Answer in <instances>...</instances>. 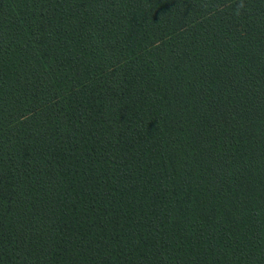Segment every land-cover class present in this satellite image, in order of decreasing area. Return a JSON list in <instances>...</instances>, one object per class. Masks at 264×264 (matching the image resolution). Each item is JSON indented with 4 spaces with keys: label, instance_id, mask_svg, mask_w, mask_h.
I'll list each match as a JSON object with an SVG mask.
<instances>
[{
    "label": "trees",
    "instance_id": "obj_1",
    "mask_svg": "<svg viewBox=\"0 0 264 264\" xmlns=\"http://www.w3.org/2000/svg\"><path fill=\"white\" fill-rule=\"evenodd\" d=\"M0 264H264V0H0Z\"/></svg>",
    "mask_w": 264,
    "mask_h": 264
}]
</instances>
